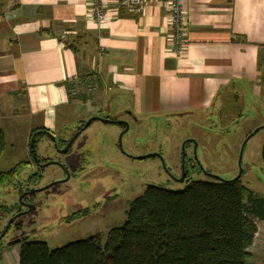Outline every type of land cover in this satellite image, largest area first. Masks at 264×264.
I'll list each match as a JSON object with an SVG mask.
<instances>
[{
    "label": "crops",
    "instance_id": "obj_1",
    "mask_svg": "<svg viewBox=\"0 0 264 264\" xmlns=\"http://www.w3.org/2000/svg\"><path fill=\"white\" fill-rule=\"evenodd\" d=\"M104 1L109 18L94 23L91 0H0V118L38 117L35 129L61 131L71 117L122 102L133 119L158 123H228L246 108V120L264 122V0H185L182 56L171 52L168 0H144L136 14ZM75 82L98 88L91 105L84 89L69 94ZM17 250L2 251L0 264H17Z\"/></svg>",
    "mask_w": 264,
    "mask_h": 264
},
{
    "label": "rangeland",
    "instance_id": "obj_2",
    "mask_svg": "<svg viewBox=\"0 0 264 264\" xmlns=\"http://www.w3.org/2000/svg\"><path fill=\"white\" fill-rule=\"evenodd\" d=\"M93 84L92 82H90ZM95 86V84H93ZM80 87L79 93L83 90ZM85 91V90H84ZM98 88L85 91L87 98L84 99L86 104L91 105L92 95H96ZM124 104L115 102L107 104L100 109L89 112L98 116H107L111 118L125 119L128 123V129L121 136V145H118V135L121 132V126L116 123H104L93 119L89 126L83 130L73 141L70 152L62 154L55 151L52 141L46 134H38L36 136L35 153L39 159L47 158L48 160L61 161L67 163L70 177L66 180L50 187L27 195L28 201L33 205V208L27 213L24 212V207L20 204L16 205L18 200V183L15 178L6 179L0 184V204L11 206L10 213L3 216L0 221V228L17 213V209H21V215L11 222L8 229L0 239L2 243L13 238L27 236V240L44 241L50 249L64 246L69 242L86 238L87 236L99 233L101 242H104L107 232L113 227L119 226L125 219L124 211L127 207V200L132 199L139 194L144 185L142 182L154 184L160 187L179 189L183 184L173 183L170 176H173L178 171V160L180 153V141L190 130L196 128L202 129V136L209 142L208 137H216V142L211 146L213 151L219 154L220 159L215 160L217 164H224L226 167L220 174H212L223 179H229L236 171L239 143L245 133L250 131L256 125L252 121L245 118L249 116L250 108H246V115H242L236 119L232 117L228 123H223L216 115L212 118L203 116L187 117L176 116L165 119L163 122L153 121L152 117L133 119L130 114L125 113ZM127 106V105H126ZM243 110V107L240 108ZM88 115V116H89ZM0 118V128L5 129L7 134V147L0 156V171H5L14 164L24 161L29 165H23L18 176L21 180L26 174L33 170L34 164L30 161L29 140L30 134L28 127H41L37 125V119L25 117L18 120L15 116L14 122H5L6 114ZM87 116V117H88ZM87 117H71L67 122L59 127L51 129L56 139L69 135L72 129L77 124L82 123ZM210 118V119H209ZM8 120V119H7ZM39 120V119H38ZM195 127V128H194ZM58 131L61 133H58ZM67 131V132H66ZM29 136V138H27ZM261 136L260 132L253 136L251 141H256ZM226 138L230 139V144H225L221 147L222 141ZM65 139V138H61ZM249 141V142H251ZM246 143L243 150V164L245 163L246 155L250 152V143ZM28 143V144H27ZM207 144V143H206ZM204 149L198 148L195 151L197 157L202 160L204 153L212 152L208 145ZM248 149V152H247ZM162 153L161 159H164V165L169 171V175L164 171V167L158 158L147 157L144 159H132L129 156H138L149 152ZM188 151H185L188 153ZM225 153V155H223ZM84 155V156H83ZM224 156V158L222 157ZM83 156V159H82ZM187 157L189 155L187 154ZM82 159L81 167L89 169L87 176L89 180H80L76 172L80 167H77L76 161ZM59 159V160H58ZM162 159V160H163ZM29 160V161H27ZM100 165H109L113 169H102ZM188 167V159L186 160ZM215 166V165H214ZM251 175H255L260 181L253 180L250 177V187L261 195H264V174L259 166L250 165ZM216 169L219 171L218 166ZM38 178L35 181H30L24 184H19L22 191L29 188H38L45 186L51 182L62 179L65 174L58 166L51 163L42 168H37ZM76 170V171H75ZM109 174L111 176H105ZM104 175V176H103ZM249 177L245 174L242 180H248ZM98 187V189H97ZM257 231L254 235L252 244L248 247L251 257L250 261L264 264V222L254 218ZM20 244L12 246H0V250H10L9 256L15 254V250ZM1 255V254H0ZM8 256V258H9Z\"/></svg>",
    "mask_w": 264,
    "mask_h": 264
},
{
    "label": "trees",
    "instance_id": "obj_3",
    "mask_svg": "<svg viewBox=\"0 0 264 264\" xmlns=\"http://www.w3.org/2000/svg\"><path fill=\"white\" fill-rule=\"evenodd\" d=\"M4 140L0 130V156ZM23 165L0 171V184L15 178L20 192L22 181H35L38 172L17 177ZM11 208L0 204V221ZM124 214L104 242L95 233L53 250L44 241L18 243L17 264H245L257 231L254 218L264 221V198L239 179L190 180L179 189L146 184L127 200Z\"/></svg>",
    "mask_w": 264,
    "mask_h": 264
},
{
    "label": "flooded vegetation",
    "instance_id": "obj_4",
    "mask_svg": "<svg viewBox=\"0 0 264 264\" xmlns=\"http://www.w3.org/2000/svg\"><path fill=\"white\" fill-rule=\"evenodd\" d=\"M91 116H93V114H91V115H89L85 120H83L82 121V123H80V124H77V126L74 128V129H72V131L70 132V134L69 135H65L64 137H61V138H65V139H61V138H59V139H57L58 140V142H59V148L61 149V148H63L64 146H65V144L68 142V140L72 137V136H74L77 132V134L73 137V139H72V142L70 143V145H69V147H68V150H67V152H70V151H72L71 150V146H72V143H73V141L76 139V137L83 131V130H85L88 126H89V124L91 123V121L93 120H91L88 124H87V126L86 127H84L83 128V125L85 124V121L89 118V117H91ZM104 118H107V119H114V120H119V119H117V118H111V117H107V116H103ZM96 120H98V119H96ZM120 120L122 121V120H125V119H122V118H120ZM99 121H102V122H104V123H109V122H107V121H103V120H99ZM110 124V123H109ZM116 124H119L120 126H121V129L123 130L124 128H125V125L123 124V123H116ZM262 126V127H261ZM257 127H260L254 134H252L248 139H247V141H246V143L247 142H249V141H251L252 139H253V136L255 135V134H257V133H259L260 132V134H261V136L259 137V139L258 140H254V141H251V142H249L250 143V147H248L249 149H250V152L251 153H249V155H248V153H247V155H246V159L244 160L245 161V163L243 164V161H241L240 160V166L237 164V167H236V171H235V173H233L230 177H228L229 179H231V178H233V177H235L236 175H237V173H238V171H239V169L241 168L242 169V172H241V175L239 176V180L241 181V184L243 185V186H245V188H247L248 190H252V192H254V194H256L257 196H259V197H263L264 198V195H261V194H258V193H256L254 190H253V188H251L250 187V177H253L254 179L253 180H256V181H260L259 180V178L258 177H256L255 175H251V172H250V169H248L247 167H250V165H256V167L257 166H259L260 168H261V171H262V173L264 174V154L263 155H261L262 154V146H264V122H262V123H259V124H257L256 126H254V128L252 129V130H250V131H248V132H246L245 133V135H244V137L240 140V143H239V151H238V155H239V152H240V146H241V144H242V142L244 141V139L254 130V129H256ZM195 128V127H194ZM121 130V131H122ZM202 134H203V130L202 129H199V128H196V130H190L189 132H187L186 134H185V136L181 139V141H180V148H181V145L183 146V152H182V148H181V150H180V153H179V160H178V162H179V164H178V172L176 173V174H174L173 176H170L169 175V171H168V169L165 167V165H164V159L162 160V159H160L161 157L160 156H162V157H164L163 156V154L162 153H159V152H157V151H155V152H152V153H155L154 155H152V156H149V157H154V158H158L160 161H161V163H162V165H163V167H164V171L165 172H167V174L170 176V178L172 179V181H173V183L175 182V183H178V184H185V182L186 181H193V180H198V182L199 181H208V180H210L211 181V179H217V178H215V177H213L212 176V174H220L219 172L221 171L222 172V170H224V168L226 167L224 164L222 165V164H217L216 162H214L215 160H217V159H220V157H217L219 154H217L216 152H214L213 151V148L211 147V146H213V144H215V142H216V137L215 138H213V137H208V138H210L209 139V142H207L208 140L206 139V138H204L203 136H202ZM57 138V137H56ZM55 138V139H56ZM230 139L231 138H226V140L225 141H222L223 143H222V145H221V147H225V144H230ZM186 140V141H185ZM207 143V144H206ZM246 143H245V145H244V147H243V150H244V148L246 147ZM203 144H206V145H208V147H209V149H211L212 150V152H209L208 154H206V153H204L201 157H202V160H200L198 157H197V155L195 154V151H197L198 150V148L200 147L201 149H204L205 148V145H203ZM188 149H190V151L188 152V153H186L185 151H188ZM264 149V148H263ZM57 149H55V151H56ZM57 152H59V151H57ZM67 152H65V153H62V154H67ZM247 152H248V149H247ZM60 153V152H59ZM149 153H151V152H149ZM187 154L189 155V157H187ZM242 154H243V151H242ZM223 155H225V153L223 154ZM222 155V157L224 158V156ZM237 155V156H238ZM37 156V155H36ZM84 156V155H83ZM83 156H82V159H83ZM130 158H132V159H135L132 155L131 156H129ZM38 158V157H37ZM165 158V157H164ZM241 158H243V156H241ZM39 159V158H38ZM80 160L79 161H76L77 163H76V165H77V167H80L79 168V170L77 169V171L76 172H78L77 173V175H78V178L80 177V180H89V178L90 177H88L86 174H87V171L89 170V169H83L82 167H81V165H82V159L81 158H79ZM188 159V167L186 166V160ZM238 159H239V156H238V158H237V161H236V163H238ZM59 160V159H58ZM39 161L40 162H46V161H48V159H46V160H43V161H41V159H39ZM52 161H54V160H52ZM31 162L34 164V166H32V168H33V170L32 171H30V172H38V170H37V168H42V167H39V166H37L35 163H34V161H33V158H32V155H31ZM57 162H59V163H61L65 168H67V170H68V165H67V163H63V162H61L60 160L59 161H57ZM29 165V164H28ZM56 166H58L59 167V169L61 170V171H64L63 170V168L62 167H60L59 165H57V164H55ZM215 165V166H214ZM216 166H218L219 167V169H221V170H217L216 169ZM99 167H101L102 169H104V170H106V169H113V170H115L114 168H112V167H110L109 165H100ZM240 167V168H239ZM70 174V173H69ZM68 174V175H69ZM247 175V177H249L248 178V180L246 179L245 181H243L242 180V177L244 176V175ZM105 176H111V175H109V174H104ZM103 175V176H104ZM62 177L64 178L65 177V175H62ZM69 177H70V175H69ZM68 177V178H69ZM67 178V179H68ZM66 179V180H67ZM65 180V181H66ZM143 183V185L145 186L146 184H149V183H147V182H142ZM97 189H98V187H97ZM20 193H22V191H20L19 193H18V196H19V194ZM28 195V194H27ZM27 195H24V197H22L21 198V201H19V199L16 201L17 202V204H20L22 207H24V209H22V210H25L26 209V207L24 206V203H30V201H28V197H27ZM21 211V209L19 208L18 209V211L17 212H20ZM17 218V217H16ZM15 221V219L12 221V222H14ZM259 221H262V220H259ZM262 222H264V221H262ZM5 225V224H4ZM3 225V226H4ZM8 227V226H7ZM3 228L4 227H1L0 228V231L2 232V230H3ZM8 229V228H7ZM0 232V233H1ZM6 232V231H5ZM2 239V238H1ZM0 244H3L2 242H1V240H0Z\"/></svg>",
    "mask_w": 264,
    "mask_h": 264
},
{
    "label": "built area",
    "instance_id": "obj_5",
    "mask_svg": "<svg viewBox=\"0 0 264 264\" xmlns=\"http://www.w3.org/2000/svg\"><path fill=\"white\" fill-rule=\"evenodd\" d=\"M120 4L127 13L136 14L142 11L144 6V0H121ZM92 12L91 20L94 23L104 22L109 18V11L106 9L104 0H91ZM167 10L169 13V28H170V39L172 41L171 52L175 56L184 55V49L187 44V19L185 12V0H168ZM101 55L104 53V47L101 46ZM79 83L71 85L68 89L70 95H78L80 87ZM84 90L87 91L95 89V86L91 83L84 84ZM88 99V98H87Z\"/></svg>",
    "mask_w": 264,
    "mask_h": 264
},
{
    "label": "water",
    "instance_id": "obj_6",
    "mask_svg": "<svg viewBox=\"0 0 264 264\" xmlns=\"http://www.w3.org/2000/svg\"><path fill=\"white\" fill-rule=\"evenodd\" d=\"M92 119H98V120H103V121H107V122H109V123H123L124 125H125V128L120 132V134L118 135V145L120 146L121 145V136H122V134L128 129V123H126L127 121H125V120H114V119H107V118H104L103 116H98V115H94V116H91V117H89L86 121H85V124L83 125V128L84 127H86L87 126V124L92 120ZM262 127V126H261ZM260 127H257L256 129H254L245 139H244V141L242 142V144H241V146H240V152H239V159H238V165L240 166V160H241V155H242V151H243V147H244V145H245V143H246V141H247V139L252 135V134H254L258 129H259ZM37 133H43V134H46L48 137H49V139L52 141V143H53V147L55 148V149H57L56 151H59L60 153L62 152V153H65V152H67V150H68V147H69V145H70V143L72 142V139H73V137L78 133H76L74 136H72L69 140H68V142L65 144V146L63 147V148H59V146H58V144H57V139H55L56 137L54 136V134L52 133V132H50L49 130H47V129H38L37 131H34L32 134H31V136H30V139H28L29 140V148H30V152L32 153V158H33V161H34V163L37 165V166H39V167H45L46 165H48V164H51V163H53V164H57V165H59L60 167H62L63 168V170H64V172H65V177L63 178L62 177V179H60V180H58V181H53V182H51V183H49V184H47V185H45V186H41V187H38V188H29V189H27V190H24L22 193H20L19 194V196H18V199H19V201H21V198L24 196V195H29V194H34L35 192H38V191H41V190H44V189H46V188H48V187H50L51 185H54V184H56V183H59V182H62L63 183V181H65L68 177H69V171L67 170V168H65L61 163H59V162H57V161H52V160H48V161H46V162H40L39 161V159L37 158V156H36V153L34 152L35 151V143H34V139H35V136H36V134ZM183 145V144H182ZM181 145V148H182V152H183V146ZM264 146H262V154L261 155H263L264 154ZM155 153H147V154H143V155H138V156H133L134 158H135V160L136 159H144V158H147V157H149V156H152V155H154ZM264 156V155H263ZM161 157V156H160ZM161 159V158H160ZM240 168V167H239ZM241 172H242V169L240 168L239 169V171H238V173H237V175L235 176V177H233V178H231V179H223V178H220L219 176L217 177L216 175H212L213 177H215V178H218L219 180H223V181H232V180H235L236 181V179H238L239 178V176L241 175ZM24 206L26 207V211H24V212H28L29 210H31L32 208H33V205H31L30 203H24ZM24 212H17L16 214H14L7 222H6V224L3 226L4 228H3V230H2V232L0 233V239L3 237V235H4V233H5V231L7 230V226H9V224L16 218V217H18L19 215H21V213H24ZM27 238V236H21V237H17V238H13V239H11V240H9V241H7V242H4L2 245H3V248L4 247H6V246H12V245H15V244H18V243H21V242H23V241H25V240H27L26 239ZM245 264H261V263H256V262H253V261H250V260H247L246 262H245Z\"/></svg>",
    "mask_w": 264,
    "mask_h": 264
},
{
    "label": "bare ground",
    "instance_id": "obj_7",
    "mask_svg": "<svg viewBox=\"0 0 264 264\" xmlns=\"http://www.w3.org/2000/svg\"><path fill=\"white\" fill-rule=\"evenodd\" d=\"M186 141V140H185ZM23 192V191H22ZM24 197V196H23ZM1 232V231H0ZM3 238V237H2ZM1 254V253H0Z\"/></svg>",
    "mask_w": 264,
    "mask_h": 264
}]
</instances>
